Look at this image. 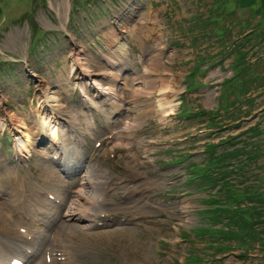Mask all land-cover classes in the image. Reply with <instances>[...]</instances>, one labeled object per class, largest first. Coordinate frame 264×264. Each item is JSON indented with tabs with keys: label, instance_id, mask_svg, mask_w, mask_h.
Listing matches in <instances>:
<instances>
[{
	"label": "rangeland",
	"instance_id": "374dc122",
	"mask_svg": "<svg viewBox=\"0 0 264 264\" xmlns=\"http://www.w3.org/2000/svg\"><path fill=\"white\" fill-rule=\"evenodd\" d=\"M244 2L0 0V120L3 110L30 116L43 93L40 84L69 77L78 82L71 68L73 54L82 52L87 74L105 70V60L118 58L126 65L123 77L128 80L145 71L153 54H160L158 72L149 76L145 90L168 95L174 115L130 116L120 122L108 121V110L92 116L95 139L111 132L117 136L84 165L112 181L107 191L112 198L115 194L108 213L113 220L111 228L97 232L82 227L80 220L58 222L61 232L79 236L72 242L71 264H184L190 254L203 264H264V0H249L250 9ZM149 8L155 24L143 22ZM117 88L121 96L128 93L125 103L134 98L144 113L147 95L133 97L130 89ZM57 91L67 120L80 113L79 89L66 84ZM85 141L91 152L94 141L90 136ZM116 141L131 147L135 157L128 159L130 154H123ZM0 147V187L6 199L14 198L10 182L18 176L13 150L4 138ZM63 152L67 161L77 162L69 143ZM31 155L21 168L31 166L37 176L26 180L34 185L41 166ZM198 166L209 174L218 168L211 187L204 177L196 178L201 175L195 172ZM123 170L129 171V179L152 173L144 184L154 188L132 196L131 182L126 183L129 195L124 198L119 185ZM77 180L73 174L66 178ZM217 211L218 224L212 225L228 234L210 239L192 234ZM141 215L147 220H133ZM90 239L89 252H79V245ZM210 259L218 260L208 263Z\"/></svg>",
	"mask_w": 264,
	"mask_h": 264
},
{
	"label": "bare ground",
	"instance_id": "6f19581e",
	"mask_svg": "<svg viewBox=\"0 0 264 264\" xmlns=\"http://www.w3.org/2000/svg\"><path fill=\"white\" fill-rule=\"evenodd\" d=\"M145 21L155 24L151 8L145 13L143 22ZM121 48H124V45H122ZM80 54H82V52L73 54V56L76 57H73V65L71 67L74 75L77 76L76 80H78V82L76 81L74 83L69 77L65 81L58 79L49 84H40L39 89L43 91V93L39 94V100L36 106L31 107L30 116L25 114L21 115L14 111L3 110V117H5L6 124L3 122L4 119L0 120V133H4L6 130L11 134L15 133L13 143L17 158L22 159L23 156H27L33 151L36 154L37 162L42 165V168H45L40 174L42 180L41 187L33 190L26 184L25 186H20L18 182V189L16 188L18 191H16L19 193L20 201L16 206L9 207L11 205L10 201H8L4 195L0 196V203H4L8 206L7 210L4 211L0 208V217L5 214L4 212H11V221L15 226L19 228H31L32 230L30 232L33 234V238L35 236L33 240H27L23 236L10 231L8 228H0V264H6L11 259V255L4 250L6 246L20 247L22 253L19 255H23L26 264H46V255L49 253L47 252L49 247L48 241H46L45 246L41 248V255L27 260L29 249H38L42 242H44L43 239H40V236L41 233H44V227L49 222L45 221L46 218H44V216L54 215L55 217H52L53 222H58L60 219L88 220L90 219L88 218L89 212H91L95 206H101V204H98V199L101 198L106 190L107 179L104 175L93 168H88L87 171H84V160L80 164L77 162L73 164L65 160L63 154H60L55 149L58 140L53 137L56 136L57 133V129L53 123H58L59 117H57V115L62 116L64 111V104L60 99V95L57 91L58 88L67 84V86L72 87V90L79 89L82 94L80 103L82 113H77V116L73 117L72 124H78L81 120H84L87 124L92 122V118H88L92 116V113L97 112L95 103L91 106L94 100L98 101L97 103L100 110H103V107H107L112 114V119L118 120V122H120V118L123 117L127 118L133 116L131 119H135L140 118L141 116L139 115H143L144 118L154 115L164 116L165 113L168 112V114H170L171 111H173V109L170 108L169 96L162 94L164 93L163 91H154V93L147 94L145 90L150 78V73H146V71L156 68V64L159 63L160 54H153V56L149 58V65L145 67L146 71L143 74L133 73V78L130 82L127 77L122 79L121 85L125 87V90L131 88L134 90L131 91V93L137 94L140 97L147 95L144 103H146L148 107L142 114H140V108L138 109V106H135L136 104L133 101L125 105L123 98L128 93L121 96L120 91L116 87L115 83L122 78L123 72H126L124 71V64H122L120 59L111 58L105 60V70H98V72L92 71L90 74H87L86 72L89 68L84 59L79 57ZM171 58L172 56H170V59ZM90 93H92L93 97H91ZM50 107L51 110L49 109ZM108 121L110 120L108 119ZM112 122H114V120H112ZM39 126L42 128H39ZM125 129L130 130L131 126L126 125ZM70 130L71 128H67V131H64L63 134L69 135L70 133L68 132H70ZM48 131H51V134L48 135ZM27 135L33 137L31 144L28 146L29 139ZM83 139L84 137L81 135V140ZM37 140L41 141V146L36 145L35 142H37ZM74 145L75 147L78 146L76 142ZM41 147H45L47 151ZM48 152L59 159V166L62 165L65 172L61 173L59 166V169H57L50 165L52 160L50 161L47 155L49 154ZM123 152L127 153L128 151L123 150ZM133 156L135 157V155ZM68 174H74L80 178L79 181H77L75 192L72 188L74 183H66V181H64V179L69 176ZM64 182L66 185L64 187V197L62 201L67 202L68 205L64 211H61L59 206L53 205V203L46 199V196L54 195L57 197L56 194H60L59 188L63 187ZM1 194L2 191H0V195ZM0 207L3 206L0 205ZM28 213H31V215ZM4 216H6V214ZM98 221L102 222V226H106L107 224L105 220L100 219ZM92 226L93 225L88 224L89 228H92ZM83 227H85V224H83ZM36 239L38 240L36 241L37 243L34 242ZM60 240L61 234L57 233L53 243L59 242ZM39 241L42 242L38 244ZM61 248L64 253L70 255V253H68L71 250L70 247H65L63 249V246H61ZM80 248V251H88L85 245H82ZM23 250H25V255ZM122 250H124V248H122Z\"/></svg>",
	"mask_w": 264,
	"mask_h": 264
},
{
	"label": "trees",
	"instance_id": "16d2710c",
	"mask_svg": "<svg viewBox=\"0 0 264 264\" xmlns=\"http://www.w3.org/2000/svg\"><path fill=\"white\" fill-rule=\"evenodd\" d=\"M215 172V171H214ZM219 171H216V173H218ZM211 180V179H210ZM214 182V180H212V183ZM245 198L246 199H248V197L247 196H245ZM240 211H243V210H239V212ZM217 213V214H216ZM215 215L217 216V218H218V211L217 212H215ZM218 224V220H217V222H216V225ZM219 231H221L220 229H218V232ZM236 232H238V230L236 229ZM227 234H228V232H227ZM222 235H224V233L222 234ZM226 236V235H225ZM225 236L223 237V238H225ZM233 237V236H232Z\"/></svg>",
	"mask_w": 264,
	"mask_h": 264
},
{
	"label": "crops",
	"instance_id": "0c3cea01",
	"mask_svg": "<svg viewBox=\"0 0 264 264\" xmlns=\"http://www.w3.org/2000/svg\"><path fill=\"white\" fill-rule=\"evenodd\" d=\"M240 1H241V2H244V0H240ZM244 3H246V5H244V7L247 8V9H250L251 7H253V5L249 4V0H248V2L245 0ZM258 16H259V15H258Z\"/></svg>",
	"mask_w": 264,
	"mask_h": 264
}]
</instances>
